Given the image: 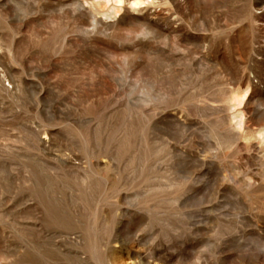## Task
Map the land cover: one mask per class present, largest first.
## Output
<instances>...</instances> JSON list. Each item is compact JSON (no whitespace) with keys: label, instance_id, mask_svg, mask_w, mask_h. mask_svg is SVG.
I'll list each match as a JSON object with an SVG mask.
<instances>
[{"label":"rangeland","instance_id":"1","mask_svg":"<svg viewBox=\"0 0 264 264\" xmlns=\"http://www.w3.org/2000/svg\"><path fill=\"white\" fill-rule=\"evenodd\" d=\"M98 1L0 0V264H264V0Z\"/></svg>","mask_w":264,"mask_h":264},{"label":"bare ground","instance_id":"2","mask_svg":"<svg viewBox=\"0 0 264 264\" xmlns=\"http://www.w3.org/2000/svg\"><path fill=\"white\" fill-rule=\"evenodd\" d=\"M100 1V0H99ZM98 1V2H99ZM102 1H104L106 4H109L112 0H102ZM123 0H115V3H121ZM145 1H140V0H134L132 3H133V5H136L137 7H138V5H140L141 6V4H143ZM104 3V4H105ZM131 4V3H130ZM97 5V4H96ZM116 6V5H115ZM143 6V5H142ZM118 7V6H117ZM117 7H112L113 8V10H114V8L116 9ZM112 10V9H111ZM115 11L116 10H114L113 11V13H115ZM118 11H119V9H118ZM117 12V11H116Z\"/></svg>","mask_w":264,"mask_h":264}]
</instances>
